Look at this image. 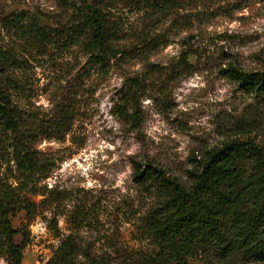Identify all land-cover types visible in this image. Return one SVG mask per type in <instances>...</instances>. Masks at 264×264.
Returning <instances> with one entry per match:
<instances>
[{"label":"rangeland","instance_id":"rangeland-1","mask_svg":"<svg viewBox=\"0 0 264 264\" xmlns=\"http://www.w3.org/2000/svg\"><path fill=\"white\" fill-rule=\"evenodd\" d=\"M0 43L14 59L3 87L44 130L37 206L12 218L16 242L29 235L21 264H47L69 236L78 264H159L154 230L171 210L154 181L134 179L137 166L190 185L226 144L264 153V93L221 73L264 71V0H0ZM64 110L70 121L51 131ZM195 243L187 264H264L255 249L224 258L214 237Z\"/></svg>","mask_w":264,"mask_h":264},{"label":"trees","instance_id":"trees-1","mask_svg":"<svg viewBox=\"0 0 264 264\" xmlns=\"http://www.w3.org/2000/svg\"><path fill=\"white\" fill-rule=\"evenodd\" d=\"M89 21L97 46L103 47L102 24L95 15ZM13 61L0 43V73ZM221 73L238 82L242 89L264 93V71L230 66L222 68ZM69 117V110H64L51 131L64 130ZM43 132L25 121L0 79V257H5L8 264L22 263L23 250L29 242V235L16 242L12 218L22 209L31 214L37 206L28 193L36 194L38 182L45 177L44 162L33 147L34 140ZM51 133L47 132L48 138ZM11 161L15 172L10 166V174L3 172L2 164ZM134 179H151L167 193L165 206L170 214L154 230V237L167 248L158 257L159 264H187L186 256L196 248L200 235L206 240L214 237L224 258L242 247L264 253V153L251 142L233 141L216 150L190 185L153 165L144 169L138 165ZM81 254L76 240L69 236L47 264H78ZM84 256L87 264H110L103 258Z\"/></svg>","mask_w":264,"mask_h":264}]
</instances>
